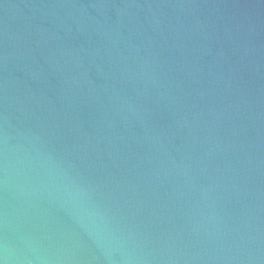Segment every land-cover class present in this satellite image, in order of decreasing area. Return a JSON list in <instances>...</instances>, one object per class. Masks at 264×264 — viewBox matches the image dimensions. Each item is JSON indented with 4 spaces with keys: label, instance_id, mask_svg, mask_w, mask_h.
<instances>
[{
    "label": "water",
    "instance_id": "obj_1",
    "mask_svg": "<svg viewBox=\"0 0 264 264\" xmlns=\"http://www.w3.org/2000/svg\"><path fill=\"white\" fill-rule=\"evenodd\" d=\"M0 264H264V0H0Z\"/></svg>",
    "mask_w": 264,
    "mask_h": 264
}]
</instances>
